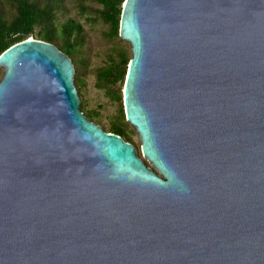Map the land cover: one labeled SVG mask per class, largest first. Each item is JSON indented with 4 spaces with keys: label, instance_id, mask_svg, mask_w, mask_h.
<instances>
[{
    "label": "water",
    "instance_id": "water-1",
    "mask_svg": "<svg viewBox=\"0 0 264 264\" xmlns=\"http://www.w3.org/2000/svg\"><path fill=\"white\" fill-rule=\"evenodd\" d=\"M136 145L71 57L0 53V264H264V0H124Z\"/></svg>",
    "mask_w": 264,
    "mask_h": 264
},
{
    "label": "trees",
    "instance_id": "trees-1",
    "mask_svg": "<svg viewBox=\"0 0 264 264\" xmlns=\"http://www.w3.org/2000/svg\"><path fill=\"white\" fill-rule=\"evenodd\" d=\"M123 1L75 0L74 5L85 20L104 25L101 36L109 45L103 52V62L94 66L92 72L95 84L116 103L115 115L107 130L132 141L128 132L132 125L125 116L122 94L131 57L130 43L119 34ZM62 2L63 0H0V53L14 42L30 35L55 43L73 61L74 82L81 97L80 108L90 119L97 120L99 111L96 107L84 108L82 97L85 84L83 76L88 71L89 64L84 51L87 34L83 23L76 17L59 19L58 12L62 8Z\"/></svg>",
    "mask_w": 264,
    "mask_h": 264
},
{
    "label": "rangeland",
    "instance_id": "rangeland-1",
    "mask_svg": "<svg viewBox=\"0 0 264 264\" xmlns=\"http://www.w3.org/2000/svg\"><path fill=\"white\" fill-rule=\"evenodd\" d=\"M75 4V0H63L62 8H60L58 12L59 19H63L66 16H73L79 19L85 28L87 37L86 42L84 44V51L86 53V57L88 58V71L83 76L85 80V84L82 90V97L84 100V108H95L99 111V115L96 119H93L101 126H103L106 130L108 124L112 117L115 115L116 111V103L111 101L105 94L102 88L98 87L95 84V77L92 69L94 66L99 65L103 62V52L109 43H106L105 40L101 36V31L104 29V25L101 22H90L85 20L84 16L80 15L77 10ZM35 37L34 35H30ZM36 38V37H35ZM2 70H0L2 75L3 68L0 66ZM123 88V87H122ZM80 96V95H79ZM81 100V97H80ZM134 129V127L132 126ZM129 128L128 132L131 135L132 141L136 147L140 151V139L136 130H132Z\"/></svg>",
    "mask_w": 264,
    "mask_h": 264
}]
</instances>
